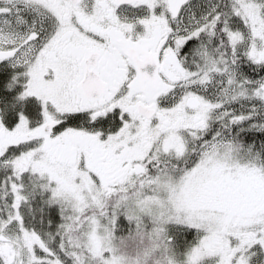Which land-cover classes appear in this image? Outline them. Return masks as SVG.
I'll return each mask as SVG.
<instances>
[{
  "label": "snow or ice",
  "instance_id": "6c2138e0",
  "mask_svg": "<svg viewBox=\"0 0 264 264\" xmlns=\"http://www.w3.org/2000/svg\"><path fill=\"white\" fill-rule=\"evenodd\" d=\"M0 264H264V0H0Z\"/></svg>",
  "mask_w": 264,
  "mask_h": 264
}]
</instances>
